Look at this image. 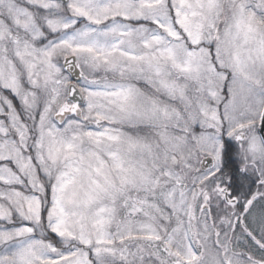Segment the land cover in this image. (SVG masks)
Listing matches in <instances>:
<instances>
[{"label":"snow or ice","instance_id":"6c2138e0","mask_svg":"<svg viewBox=\"0 0 264 264\" xmlns=\"http://www.w3.org/2000/svg\"><path fill=\"white\" fill-rule=\"evenodd\" d=\"M0 264H264V0H0Z\"/></svg>","mask_w":264,"mask_h":264}]
</instances>
